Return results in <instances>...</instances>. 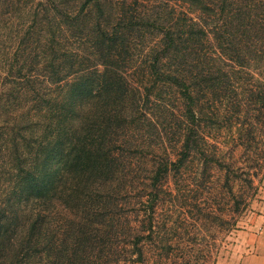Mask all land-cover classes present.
Returning <instances> with one entry per match:
<instances>
[{
  "label": "trees",
  "instance_id": "1",
  "mask_svg": "<svg viewBox=\"0 0 264 264\" xmlns=\"http://www.w3.org/2000/svg\"><path fill=\"white\" fill-rule=\"evenodd\" d=\"M0 16L4 125L24 157L0 184V264L161 262L149 243L175 247L156 212L189 171H224L242 213L250 172L210 139L232 106L256 140L264 0H0Z\"/></svg>",
  "mask_w": 264,
  "mask_h": 264
},
{
  "label": "rangeland",
  "instance_id": "2",
  "mask_svg": "<svg viewBox=\"0 0 264 264\" xmlns=\"http://www.w3.org/2000/svg\"><path fill=\"white\" fill-rule=\"evenodd\" d=\"M4 28V21L0 16L1 189H4L2 185L10 183V168L14 166L16 158H24L13 152L14 136L4 125V120L8 119L3 104L8 66L6 52L9 44ZM228 109L229 111L224 110L221 118L216 120L221 122L222 127L218 128L217 133H213L214 137L210 140L221 146L220 150L215 147L218 153L221 152L226 158L236 162L235 165L250 172L248 177L253 179L251 186L242 181L234 186L237 195L244 194L247 205L241 214L232 212L234 205L229 198L224 171L212 174L211 178H204L201 174L193 177L189 171L186 173L187 179L183 180L190 186L187 188L184 182L182 185L176 178H171L166 185V189L171 192L163 194V203L156 212V221L160 236L167 245L172 242L175 248L167 249L166 252L156 238L152 240L149 249L152 255L155 254L153 257L163 260L155 262L156 264H242L250 250L248 244L256 238V234L264 231V118L258 121L259 111L254 112L258 130L255 142L248 145L250 141L243 143L238 137L243 130L240 121L233 118V107ZM229 116L232 118L231 123L226 121ZM17 142L22 148L23 141ZM146 147L152 151L150 146ZM29 158H35V155H29ZM243 206L242 203L241 208ZM234 219H237L236 224L231 227L228 222H233ZM149 264H153V260Z\"/></svg>",
  "mask_w": 264,
  "mask_h": 264
},
{
  "label": "crops",
  "instance_id": "3",
  "mask_svg": "<svg viewBox=\"0 0 264 264\" xmlns=\"http://www.w3.org/2000/svg\"><path fill=\"white\" fill-rule=\"evenodd\" d=\"M248 245L250 250L242 260V264H264V231L256 234V238Z\"/></svg>",
  "mask_w": 264,
  "mask_h": 264
}]
</instances>
